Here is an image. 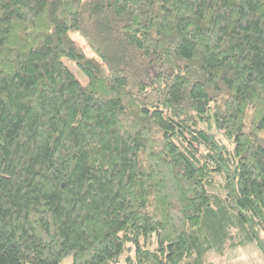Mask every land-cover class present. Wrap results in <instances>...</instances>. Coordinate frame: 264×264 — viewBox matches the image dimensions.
<instances>
[{"label": "trees", "instance_id": "trees-1", "mask_svg": "<svg viewBox=\"0 0 264 264\" xmlns=\"http://www.w3.org/2000/svg\"><path fill=\"white\" fill-rule=\"evenodd\" d=\"M246 243L264 257V0H0V264Z\"/></svg>", "mask_w": 264, "mask_h": 264}, {"label": "rangeland", "instance_id": "rangeland-1", "mask_svg": "<svg viewBox=\"0 0 264 264\" xmlns=\"http://www.w3.org/2000/svg\"><path fill=\"white\" fill-rule=\"evenodd\" d=\"M73 37L80 46H84V40L77 33H74ZM87 52L88 54L93 55V53L90 52V50L88 49ZM65 63L69 66L71 71L78 77V79H80L82 82L87 81L85 75L81 74L79 69L72 61L65 59ZM223 141L229 143V141H227V139L225 138L223 139ZM251 244L252 243H246L245 245H239L237 247H234L231 249L232 251L229 250L227 251L226 254H223L222 256L217 255L218 252L215 250L214 252L209 254L208 261L212 262V264H259L257 261L254 260V254H252L251 251V246H253V244L252 245ZM226 246L227 244L225 245V247ZM254 246L256 245L254 244ZM229 252H231L230 253L231 255L229 254ZM127 255L128 253L126 254V256ZM126 256L122 257L121 261L118 264H129V262L126 259ZM229 256H230V261L226 262ZM71 260H72L71 258H68L64 260L62 264H70Z\"/></svg>", "mask_w": 264, "mask_h": 264}, {"label": "crops", "instance_id": "crops-1", "mask_svg": "<svg viewBox=\"0 0 264 264\" xmlns=\"http://www.w3.org/2000/svg\"><path fill=\"white\" fill-rule=\"evenodd\" d=\"M253 246H251V251H252V254H254V260L257 261L259 264H264V257L263 255L261 254L260 250L257 248V246H254V243H252ZM251 244V245H252ZM232 251V250H231ZM231 252H229L230 254ZM228 254V255H229ZM227 255V256H228ZM231 255V254H230ZM230 261V256L228 257V259L226 260V262Z\"/></svg>", "mask_w": 264, "mask_h": 264}]
</instances>
